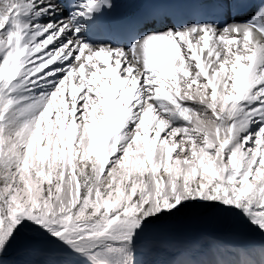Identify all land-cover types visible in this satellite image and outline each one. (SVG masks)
<instances>
[{
  "label": "snow or ice",
  "instance_id": "snow-or-ice-1",
  "mask_svg": "<svg viewBox=\"0 0 264 264\" xmlns=\"http://www.w3.org/2000/svg\"><path fill=\"white\" fill-rule=\"evenodd\" d=\"M164 251L264 264V0H0V264Z\"/></svg>",
  "mask_w": 264,
  "mask_h": 264
},
{
  "label": "rangeland",
  "instance_id": "rangeland-1",
  "mask_svg": "<svg viewBox=\"0 0 264 264\" xmlns=\"http://www.w3.org/2000/svg\"><path fill=\"white\" fill-rule=\"evenodd\" d=\"M209 230L211 231V226H208L207 224L199 221V220H192L188 225H186L184 228L176 231L174 233L175 239H184V238H190L198 235L201 231ZM174 255H179L178 252H168L164 251L159 254H157L154 259L160 262V264H163V262L167 259H170Z\"/></svg>",
  "mask_w": 264,
  "mask_h": 264
}]
</instances>
